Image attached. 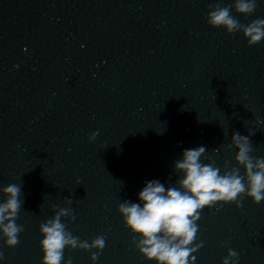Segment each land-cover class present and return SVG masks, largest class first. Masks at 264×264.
Segmentation results:
<instances>
[{
    "label": "clouds",
    "instance_id": "9594fccd",
    "mask_svg": "<svg viewBox=\"0 0 264 264\" xmlns=\"http://www.w3.org/2000/svg\"><path fill=\"white\" fill-rule=\"evenodd\" d=\"M257 7V0H233L229 5L216 0L209 5L205 19L209 26L223 28L226 34L241 33L251 47L264 40V18L244 24L232 13L234 9L239 15L251 16ZM254 134L252 129H248V135L233 131L230 143L221 146L228 151L235 150L234 165L225 160L218 166L206 156L204 146L185 149L181 158L174 161V172L180 174L175 184L166 186L159 180L147 181L138 193V203L124 200L118 204L117 211L133 234L131 243L145 261L195 264L194 253L203 247V241L196 242L197 221L205 208L212 209L218 204H235L239 208L245 197L257 205L264 201V157L253 154L255 149L250 137ZM97 135L98 132H93L89 141L95 140ZM213 151L218 153L220 147ZM2 193L6 199L0 202V240L4 247L14 249L25 230L23 225L16 223L23 205L22 185L10 183L2 188ZM72 203L70 197L65 198L66 205ZM52 211L54 216L39 225L43 237L40 240L41 264H72L71 257L65 260V249L88 252L90 260L96 264L106 246V237L98 235L90 242L81 240L62 222L63 219L68 222L76 219L74 209L53 205ZM228 243L224 241L221 246L227 247ZM239 258L236 251L228 248L222 264H238ZM4 259V252L0 250V261Z\"/></svg>",
    "mask_w": 264,
    "mask_h": 264
}]
</instances>
